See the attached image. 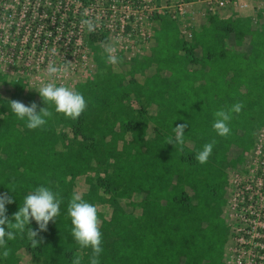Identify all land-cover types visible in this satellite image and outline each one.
Listing matches in <instances>:
<instances>
[{
  "label": "trees",
  "instance_id": "1",
  "mask_svg": "<svg viewBox=\"0 0 264 264\" xmlns=\"http://www.w3.org/2000/svg\"><path fill=\"white\" fill-rule=\"evenodd\" d=\"M227 37L237 44L248 38V52L229 51L223 44ZM151 39L148 53L132 59L125 85L91 39V63L103 74L92 87H75L87 103L77 119L56 113L39 93L24 92L21 81L0 76V86L11 89L8 99L35 102L37 112L49 107L53 113L43 127L30 130L11 111L10 101L0 97V194L13 199L5 205L6 215L11 219L24 197L40 186L62 199L60 214L37 237L42 243L32 248L26 232L17 233L6 243L7 259L23 247L42 264H72L79 252L85 254L81 264H89L91 248L80 249L67 215L73 193L79 192L94 206L113 207L107 217L97 208L99 264H225V167L231 151L242 156L252 149L264 126V27L211 15L185 39L173 22L159 19ZM150 64L153 72H145L138 84L133 74ZM140 100L157 108L155 114L146 116L143 106L125 107ZM237 102L244 107L232 113L230 134L217 135L214 113ZM185 123L183 147L166 144L168 137L174 139L173 128ZM149 133L151 138L144 139ZM212 141L207 163L200 164L195 156ZM95 168L100 172L88 175ZM133 197L137 215L116 201ZM29 227L38 230L34 220Z\"/></svg>",
  "mask_w": 264,
  "mask_h": 264
},
{
  "label": "built area",
  "instance_id": "2",
  "mask_svg": "<svg viewBox=\"0 0 264 264\" xmlns=\"http://www.w3.org/2000/svg\"><path fill=\"white\" fill-rule=\"evenodd\" d=\"M249 6V0H0V73L11 74L10 69L21 63L22 69L16 70L18 75L12 80L17 81L25 71L26 76L30 75L31 88L38 89L41 83L48 82L44 70L50 59L58 66L67 61L72 63L68 75L55 82L73 88L72 75L81 71H85L83 75L89 74L94 67L90 58L91 39L105 56V64L115 67L117 64L107 62L102 44L118 38L116 56L119 63L126 65L148 52L153 26L159 19L173 22L179 35L190 39L198 21L225 8L238 12ZM252 9L251 25L263 27L264 0H255ZM84 18H92L99 25L95 32L89 33L86 27H81L80 20ZM52 48L57 50L55 57L50 52L46 54ZM31 51H39L33 65ZM257 154L260 165L254 169V175L250 171L247 182L232 179L234 185L240 182V187H234L235 197L253 188L250 195L264 194V153ZM256 210L264 211V202L249 201L247 207L240 203L234 210L237 243L244 245L246 240L264 239L260 234L264 232L263 221L256 223L245 217L256 216Z\"/></svg>",
  "mask_w": 264,
  "mask_h": 264
},
{
  "label": "clouds",
  "instance_id": "3",
  "mask_svg": "<svg viewBox=\"0 0 264 264\" xmlns=\"http://www.w3.org/2000/svg\"><path fill=\"white\" fill-rule=\"evenodd\" d=\"M88 14L85 13V16ZM81 27H86L89 33L96 31L99 26L94 19L84 18L80 20ZM119 43L117 38L112 43L102 44L104 53L107 57V62L116 65L119 58L116 56L117 47ZM51 56L57 55V50L52 48L50 50ZM71 62L65 61L61 65L50 59L45 68V75L48 82L41 83L38 89L39 96L46 105H52L56 113L63 114L66 118L77 119L85 111L87 107L84 96L75 91L73 88L64 84L59 86L55 80L62 76H67ZM11 111L18 119L26 120V127L30 130L43 127L47 123V118H51L53 113L49 107H44L37 112L38 105L33 102L30 105H25L23 102L13 100L10 103ZM244 105L237 102L228 109H220L214 113V121L212 124L213 130L217 135L226 137L230 134L228 126L232 119V113L239 114ZM188 125L178 124L173 128V137H168L166 144L177 145L183 147L185 140V128ZM215 141L209 142L203 146V149L198 152L195 159L200 164L207 163L209 156L212 153ZM10 188L13 192L15 185ZM13 203V199L6 193L0 194V255L7 258L10 250L6 247L9 240L16 239L17 233L23 235L27 234L28 240L31 242L32 248H37L42 243V238L37 239L40 232L46 231L48 223L54 221L60 214V205L62 199L59 193H54L50 188L45 186L37 187L33 192L24 197L23 202L19 206L16 213L9 219L6 215V204ZM67 215L71 219V234L79 245L80 249L91 248V256L89 264H99V256L103 249L101 247L102 234L100 231L101 221L98 218V209L91 203L83 200L79 192H74L67 207ZM34 220L38 225V230H33L29 227L30 222ZM14 221V222H13ZM7 227V230L5 229ZM82 257L79 253L72 258V264H81Z\"/></svg>",
  "mask_w": 264,
  "mask_h": 264
},
{
  "label": "rangeland",
  "instance_id": "4",
  "mask_svg": "<svg viewBox=\"0 0 264 264\" xmlns=\"http://www.w3.org/2000/svg\"><path fill=\"white\" fill-rule=\"evenodd\" d=\"M251 16H253V14H249ZM224 16H226L225 14H221V11L218 12V18L219 19H223ZM235 20H238L240 22L246 21L248 20V13H242V14H234ZM202 22V23H201ZM205 22V20H200L196 23L195 25V29L194 31L197 29V27L201 24H203ZM253 26V25H252ZM259 27V25L257 26ZM264 27V26H263ZM152 44V39L150 41V46ZM223 44L224 46L229 50V51H234V52H245L247 53L249 50V39L245 38L243 39L241 44H237L232 37H227L223 40ZM90 51H91V47H90ZM149 51V50H148ZM17 52V51H16ZM33 52V57H32V62L31 65H33V59L34 57L39 53V51H31ZM50 51H46V54L49 55ZM148 53V52H147ZM145 53V54H147ZM25 54L22 53V55ZM144 54V55H145ZM91 58V55H90ZM23 59V57H22ZM132 64H126L123 65L122 63H118L117 66L115 67H111V70L114 71V73H117V75L122 77V85H125V83H127V81L129 80V76L128 74L126 75V73L130 72V66ZM109 66V65H108ZM23 65H21V63H17L15 64V66H13L10 71L11 74H2L0 73V76H3L4 78H6L7 80H12L13 76H17L18 73H15L16 70L18 72H20V70L22 69ZM154 70V65H149L147 67L146 71H138L136 74H133V79L135 81H137L138 84H141L143 82V80L145 79V72L146 73H151ZM15 73V74H14ZM31 75H35V72L30 73ZM85 74V71H81V73L79 72V75L77 74H73L72 75V83H73V89H75V87L84 85L85 87H92L94 81H96L97 76H101L103 74L102 71L100 70H96L95 67L92 68L91 73ZM161 75H164V73L161 71ZM80 76V77H79ZM29 76H26V72L23 71L22 74H19L17 81H21L23 86H24V92L29 89L31 91H33L34 93H38V91L36 90V88H31V86L29 85ZM13 81V80H12ZM14 82V81H13ZM16 82V81H15ZM33 87V86H32ZM6 88V87H5ZM4 87L0 86V97L4 98L6 101H10V99H8V95H10L11 93V89H9V92H7L5 90ZM131 100H133L131 98ZM140 106H143L145 111H146V116L149 115H154L155 112L157 111V108H154L148 104H146L144 101L140 100V102L138 103H134V102H129V104H126L125 107L127 109H133V110H137ZM148 131H150L151 129V125L148 126ZM71 137V136H70ZM128 136L125 138L126 140H128ZM147 138H151V134H147V136L144 137V139ZM260 151L261 153H264V126L260 127L257 132H256V137H255V141L253 144V147L250 151H248L247 153H244L242 156H240L238 151H231L230 152V159L228 161V163L226 164V171L228 172V199L226 200V205L223 209V218H224V222H225V227L227 229V233L229 235V242L228 244L225 246V264H264V239H260L257 241H245L244 245H241L239 243H237L235 241V227H236V221L233 219V214H234V210H237L240 203H243L246 207L248 206V202L249 201H255L257 200V204H259V202H264V194L260 193V194H252L250 195V193H252L251 191H253V189L251 190H247L244 191L240 196L235 197L234 196V187L236 186L237 188L240 187L239 183L240 182H247V180L250 178V171H253V175H254V169L256 167H258V165H260V156L257 154V152ZM257 154V158L255 159V155ZM241 157V158H240ZM239 159H241V161H239ZM99 171L98 168H95V170L93 171V173H90L88 175L90 176H94L95 174H97ZM235 178H233V177ZM232 179H234L235 181L240 180L239 183L237 184H232ZM104 198H106V195H104ZM248 198V199H247ZM248 200V201H247ZM119 207L124 209L125 211H130L133 214H138L139 210L136 207L137 204V200L133 198H131L129 201L126 200H122V199H117L116 200ZM131 204L134 205V208L132 206H130ZM98 205V206H97ZM97 208H100V210L102 211V215L104 217H107L109 215L110 209L113 208L111 207H107L104 204H96ZM257 209H259V205H257ZM256 213H258L256 216L255 215H246L245 217H247L250 220L255 221L256 223H258L259 221H263L264 223V211L263 210H256ZM260 234L262 236H264V232H260ZM250 249V250H249ZM248 253H245V251H248ZM79 254L82 257L81 261H84V257L82 252H79ZM88 254V253H87ZM0 264H42L41 259L39 258H33L31 257L23 247L19 248L15 254H13L9 259H5L3 258L2 255H0Z\"/></svg>",
  "mask_w": 264,
  "mask_h": 264
},
{
  "label": "crops",
  "instance_id": "5",
  "mask_svg": "<svg viewBox=\"0 0 264 264\" xmlns=\"http://www.w3.org/2000/svg\"><path fill=\"white\" fill-rule=\"evenodd\" d=\"M254 2H255V0H249V3H250V5L251 6H249V8L248 9H246V10H244V11H238V12H234V10H232L231 8H225V9H223V10H220L221 11V14H225L226 16H224V18L223 19H230V20H235V17H234V14H242V13H248V17H247V19H248V21L250 22V15L249 14H252V11H253V9H252V5H254ZM213 15H216V16H218V12L216 13V14H213ZM202 20H205V19H202ZM201 20V21H202ZM202 23V22H201ZM150 48V47H149Z\"/></svg>",
  "mask_w": 264,
  "mask_h": 264
}]
</instances>
